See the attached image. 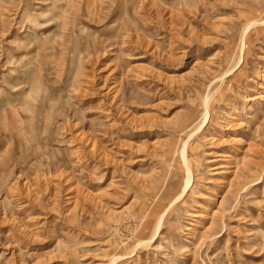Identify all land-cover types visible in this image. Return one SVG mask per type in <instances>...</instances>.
Segmentation results:
<instances>
[{
    "label": "rangeland",
    "instance_id": "rangeland-1",
    "mask_svg": "<svg viewBox=\"0 0 264 264\" xmlns=\"http://www.w3.org/2000/svg\"><path fill=\"white\" fill-rule=\"evenodd\" d=\"M115 260L264 264V0H0V264Z\"/></svg>",
    "mask_w": 264,
    "mask_h": 264
},
{
    "label": "bare ground",
    "instance_id": "bare-ground-1",
    "mask_svg": "<svg viewBox=\"0 0 264 264\" xmlns=\"http://www.w3.org/2000/svg\"><path fill=\"white\" fill-rule=\"evenodd\" d=\"M251 27V26H250ZM206 105H207V101H206ZM182 158H183V160H184V162L186 161V152H185V149L182 151ZM191 179H192V177H191V173L190 172H188V178H187V182H186V186H185V188L184 189H186V187L188 186V184H190V181H191ZM162 221V220H161ZM160 221V222H161ZM159 228H160V223H159V227H158V230H159ZM115 262H117V260H115L114 262H113V264H115ZM117 264V263H116Z\"/></svg>",
    "mask_w": 264,
    "mask_h": 264
}]
</instances>
